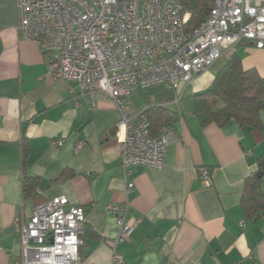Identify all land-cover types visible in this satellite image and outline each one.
<instances>
[{
	"label": "crops",
	"instance_id": "0c3cea01",
	"mask_svg": "<svg viewBox=\"0 0 264 264\" xmlns=\"http://www.w3.org/2000/svg\"><path fill=\"white\" fill-rule=\"evenodd\" d=\"M231 55L264 78V50L242 43L222 57ZM45 65L46 55L17 32L16 0H0V264L18 258L16 218L27 219L37 205L61 196L66 209L85 212L83 264H112L117 224L105 212L110 205L126 206L132 226L114 249L121 264H264V212L255 220L241 205L244 182L264 153V108L260 129L235 121L201 126L190 103L189 112L177 108L178 119L165 126L179 140L166 148L164 166L125 174L114 102L51 78ZM202 75L178 94L208 89L214 74ZM132 103L134 110L147 106L138 94ZM24 154L28 175L38 180L35 200L22 194ZM200 169L207 170L210 187L200 183Z\"/></svg>",
	"mask_w": 264,
	"mask_h": 264
},
{
	"label": "built area",
	"instance_id": "2783aa9c",
	"mask_svg": "<svg viewBox=\"0 0 264 264\" xmlns=\"http://www.w3.org/2000/svg\"><path fill=\"white\" fill-rule=\"evenodd\" d=\"M16 8L17 32L46 55L48 76L114 102L125 174L138 166L162 168L166 148L179 140L166 126L150 135L144 109H133L137 91L164 85L177 91L178 104L182 86L238 45L264 50V0H212L192 31L187 30L190 12L181 0H16ZM198 179L210 187L207 170L200 169ZM67 203L56 197L35 207L29 218H16L19 255L12 264H83L79 248L85 212L78 206L66 209ZM105 212L117 224L112 264H121L114 249L128 239L132 227L126 222L127 208L110 205Z\"/></svg>",
	"mask_w": 264,
	"mask_h": 264
},
{
	"label": "trees",
	"instance_id": "16d2710c",
	"mask_svg": "<svg viewBox=\"0 0 264 264\" xmlns=\"http://www.w3.org/2000/svg\"><path fill=\"white\" fill-rule=\"evenodd\" d=\"M182 6L190 12L187 30L196 29L205 19L212 0H181ZM142 101L150 127V135L155 137L162 127L175 122L179 113L165 103L175 100L176 90L167 86L153 87L136 92ZM264 108V78L256 70H244L240 57L231 55L217 70L211 86L190 99V112L201 126L215 124L224 126L235 121L241 128L260 129V112ZM26 154L22 160V194L24 199H36L37 178L28 175ZM264 153L258 158V169L244 182L241 205L247 216L258 220L264 212ZM39 206V205H37Z\"/></svg>",
	"mask_w": 264,
	"mask_h": 264
},
{
	"label": "rangeland",
	"instance_id": "374dc122",
	"mask_svg": "<svg viewBox=\"0 0 264 264\" xmlns=\"http://www.w3.org/2000/svg\"><path fill=\"white\" fill-rule=\"evenodd\" d=\"M226 59L224 57H220L214 64L213 66L204 74H208L211 77H213V74L215 75V73L217 72V70H219L224 64ZM204 74L202 76H204ZM201 77V76H200ZM199 78V77H198ZM197 79V78H196ZM195 79V80H196ZM213 79V78H212ZM192 88L188 87L185 89V91L183 92V94L180 97L179 100V105L177 106L176 104H174V101H172V103L170 104V109L175 110V109H186L189 112V103H190V99L192 96ZM205 91V90H204ZM203 92V91H202ZM200 93V92H199Z\"/></svg>",
	"mask_w": 264,
	"mask_h": 264
}]
</instances>
